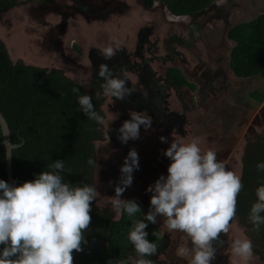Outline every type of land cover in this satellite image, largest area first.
<instances>
[{
  "label": "rangeland",
  "instance_id": "rangeland-1",
  "mask_svg": "<svg viewBox=\"0 0 264 264\" xmlns=\"http://www.w3.org/2000/svg\"><path fill=\"white\" fill-rule=\"evenodd\" d=\"M100 2L82 0L89 7L100 6ZM107 2L120 11L102 19L97 15L101 10H97L89 20L73 10L71 5L76 0H32L0 9V37L13 60L22 58L25 63L52 66L78 78L89 72L88 48L97 53L99 49L119 41L120 51L128 52L131 60L139 59L136 53L133 56L134 47L139 45V33H144L146 26L150 29L146 39L151 42L156 37L160 40L166 37L171 32L169 27L177 32L186 22L199 23L192 42L194 49L182 50L172 60L156 62L152 53L145 49L146 40L140 43L141 53L152 57L151 65L158 69L157 74L164 75V68L173 64L193 85V88L188 85L181 87L182 96L190 108L182 128L171 126L165 129L166 125L163 124V128L152 118L150 129L145 130L141 126L139 139L121 143L117 139V129L130 118V111L148 113L145 108L138 109L128 103L121 106L115 97L105 94L103 136L94 142L98 164L94 167L92 181V186L97 189L95 207L112 212V219L118 217L120 210L112 209L111 199L121 175L120 166L130 148H135L138 153L139 168L134 170L132 184L122 194V199H136L144 213L149 210L151 196L145 191L146 187L161 174H167L170 160L163 155V150L172 139L188 143L198 138L202 152L214 151L217 159L239 176L244 146L256 135L264 133V79L258 76L236 78L233 75L228 66L233 43L227 38V31L235 23L263 12L264 0H215L193 17L169 16L164 4L158 0L148 8L143 6L142 0ZM74 42L79 45L78 49L73 47ZM157 53L163 54L161 46ZM128 68L125 75L132 80L137 69L134 66ZM131 71L134 75L130 74ZM170 100L171 108H174L173 95ZM160 136L167 137V142H161ZM164 219L157 217L156 223L161 235L167 238V243L157 254L159 264H171L173 261V264H188L192 257L190 237L181 231H169L163 225ZM244 238L251 239L253 247H256L253 238L245 234L239 217H234L229 222V231L216 239L215 264H242L240 257L232 252L231 244L235 239ZM248 264H264V258L254 252Z\"/></svg>",
  "mask_w": 264,
  "mask_h": 264
},
{
  "label": "clouds",
  "instance_id": "clouds-1",
  "mask_svg": "<svg viewBox=\"0 0 264 264\" xmlns=\"http://www.w3.org/2000/svg\"><path fill=\"white\" fill-rule=\"evenodd\" d=\"M118 50L119 41H114L99 49V54L110 60ZM97 76L103 78L100 85L103 93L116 99L123 100L134 90L126 85V79L115 76L106 63L99 65ZM73 91L80 89L75 87ZM76 100L85 116L104 123V117L94 110L90 94L78 95ZM129 116L117 129L121 143L139 139L141 126L145 130L152 127V117L146 113L131 110ZM159 139L167 142L165 136ZM163 155L170 160L167 174H161L145 189L151 193L149 210L144 219L132 222L127 239L135 258L127 259L130 264H154L150 257L157 246L148 239L147 228L149 223H157V217H164L163 225L169 231H181L190 237L192 257L188 264H212L216 259L212 241L229 231V222L236 216L242 179L227 169L214 151L202 152L198 138L188 143L172 139ZM138 161L137 151L130 148L120 166L121 175L111 199L112 209H122L129 217L141 211L134 199H122L132 184L134 170L139 168ZM87 164L98 165L91 157ZM255 167L264 172V160L257 161ZM48 168L52 171H41L34 179L18 185L0 179V264H73V250H82V242H86L83 231L90 224L91 202L96 199L97 189L88 184L73 186L64 182L63 159L54 160ZM255 196L247 219L252 230L258 231L264 225V183L257 186ZM231 250L242 264H248L254 255L248 238L233 240ZM107 264L113 261L110 259ZM116 264L126 262L120 259Z\"/></svg>",
  "mask_w": 264,
  "mask_h": 264
},
{
  "label": "trees",
  "instance_id": "trees-1",
  "mask_svg": "<svg viewBox=\"0 0 264 264\" xmlns=\"http://www.w3.org/2000/svg\"><path fill=\"white\" fill-rule=\"evenodd\" d=\"M32 0H0V9L13 7ZM154 0H143L145 6ZM174 15H195L207 9L215 0H158ZM199 24L191 21L186 25L187 37L179 39L186 44L195 37ZM174 38V37H173ZM227 38L233 45L229 51L228 66L236 78L258 76L264 79V11L249 20L235 23L227 31ZM178 40V39H177ZM189 42V41H188ZM73 47L79 48L74 42ZM90 69V68H89ZM96 69L93 64L89 74L80 78L71 77L61 69L25 63L22 58L12 59L4 40L0 37V111L7 120L11 140L24 143L12 150V174L17 178L15 184L32 180L41 171L48 168L56 159H63L64 182L73 186L92 185L94 167L87 164L91 157L96 160L94 142L103 136V124L90 120L79 111L76 97L90 94L94 110L105 118L102 105L106 95L92 87L98 78L91 76ZM170 78L178 85H193L185 79L179 69L168 71ZM99 85H101L99 83ZM78 87L79 92L73 88ZM264 160V133L256 135L243 148L241 155L240 177L243 187L236 198V216L244 226L245 234L253 238V252L264 258V225L258 231L252 230L247 216L252 203L256 200L255 189L264 183V172H258L255 165ZM5 148L2 144L0 128V179L7 181L5 173ZM132 200V199H128ZM129 217L122 209L117 218H108L109 214L98 209L92 201L91 221L83 231L82 250H73V264H107L132 249L127 239L133 220L144 219V211ZM234 218V217H233ZM148 239L155 244L162 241L156 224H148ZM97 237H104L106 244L101 246ZM2 247V245H0ZM110 248V249H109ZM120 257V256H119ZM119 260V259H117Z\"/></svg>",
  "mask_w": 264,
  "mask_h": 264
},
{
  "label": "flooded vegetation",
  "instance_id": "flooded-vegetation-1",
  "mask_svg": "<svg viewBox=\"0 0 264 264\" xmlns=\"http://www.w3.org/2000/svg\"><path fill=\"white\" fill-rule=\"evenodd\" d=\"M143 1V0H142ZM160 2V1H159ZM100 6H94V7H89L88 5H85L82 3V0H76V3H73L71 6L73 10L79 11V13H82L86 19H90L91 17L94 16L95 11L101 10L100 13L97 15L99 18H107L108 15H111L113 12H118L120 9L111 7L109 6L110 2H107V0H101ZM162 3V2H161ZM164 4V3H163ZM105 8L103 9V7ZM143 6H145L143 2ZM153 3L151 6L152 7ZM147 7V6H145ZM165 7V5H164ZM7 8V7H4ZM3 8V9H4ZM148 8V7H147ZM166 8V7H165ZM166 10L169 13V16H177L180 17L179 15H174L172 14L167 8ZM183 16H191L193 17L194 15H183ZM65 17V16H64ZM63 18V17H62ZM193 19V18H192ZM198 22V21H196ZM189 22H186L180 31L174 32L171 28L169 27L171 32L166 35V37L159 39V37H156L153 39V41L149 42L146 39V33L147 31H150L148 26L145 27L144 33L141 32L139 33L138 36V41L139 45L137 47H134V54L133 56L138 55L139 59H130L128 52L120 51L118 50L116 54L112 57L110 60H105L100 54L99 51L95 53L92 49H87L86 50V55L88 56L89 60V71L91 70V66L96 68L94 72L91 73V76L94 78H98V83H95L94 86L97 88L100 92H102L101 87L99 83L101 84L102 79L97 76V71L98 67L101 63H106L110 68L113 69V74L115 76H120L121 78L126 79V85L134 89L130 95L125 96L123 100L116 99V103L120 104L123 106L124 104H131L134 105L135 107L139 108H145L146 112L148 115H150L153 119H155L157 122H159L162 126L163 124L166 125V128H169L171 126H176L177 128H182L184 124L186 123L187 120V113L189 112V105L185 102V99L182 96L181 90L182 86L178 85L174 79L169 77L168 71L170 69H176V65L170 64L168 67L164 68V75H159L156 73V68H154L151 65V60L152 57H154L155 61L157 62H163L165 60H172L175 55L180 54L183 52L182 50L186 49H194L193 48V43L195 37H190V40H187L185 42L186 44L181 43L179 39L183 38L184 36L187 37L188 33L186 32V25ZM199 24V23H198ZM149 29V30H147ZM63 30V26H62ZM174 37V38H173ZM55 39V37H53ZM178 39V40H177ZM148 43L146 46V50L150 51L152 53V57H145L141 53L140 50V43ZM159 41H161V45H159ZM189 41V42H188ZM59 41L57 45L60 43ZM162 47L163 54H158L157 51L159 50V47ZM81 48V47H80ZM135 50L138 52H135ZM155 52V53H153ZM134 66V69H137L136 75L133 74V70L130 72L132 73L133 79L131 80L130 77L126 76V70L129 69L128 67ZM121 69H124L125 72L122 73ZM83 71H85L83 69ZM129 72V70H128ZM89 74V72H88ZM105 94V93H104ZM174 96V108H171V96ZM116 104V105H117ZM158 123V124H159ZM164 128V126H163ZM109 214L108 218L111 217L112 212L107 211ZM160 232V231H159ZM161 235V233H160ZM162 241L160 243L156 244L157 251L154 253L150 259L154 262V264H159L160 260L157 257L158 251L167 243V238L163 235H161ZM98 242L100 243L101 246H104L106 244V240L104 237H97ZM218 245V240L212 241V246ZM130 248L132 249L131 244L127 247V249ZM110 249V248H109ZM112 255L118 261L117 259H123L125 260L126 264H130L128 261V257L135 258V252L132 249L128 253H122L118 256V254L115 253V250H111ZM217 254V251H216ZM174 261L171 263L173 264ZM116 264V263H114ZM212 264H215V261L212 262ZM220 264V263H218Z\"/></svg>",
  "mask_w": 264,
  "mask_h": 264
},
{
  "label": "water",
  "instance_id": "water-1",
  "mask_svg": "<svg viewBox=\"0 0 264 264\" xmlns=\"http://www.w3.org/2000/svg\"><path fill=\"white\" fill-rule=\"evenodd\" d=\"M0 128H1V133H2V144L4 145V148H5L4 169L6 173L7 182L15 184L17 182V178L13 176L12 168H11L12 150L22 145L24 143V140L23 138L20 137L21 141L19 143L12 142L11 136H10V129H9L7 120L1 111H0Z\"/></svg>",
  "mask_w": 264,
  "mask_h": 264
}]
</instances>
